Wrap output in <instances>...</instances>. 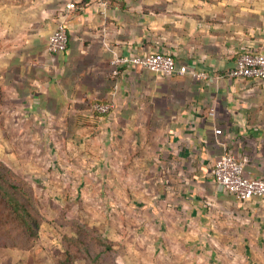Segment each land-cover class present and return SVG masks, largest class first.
Returning a JSON list of instances; mask_svg holds the SVG:
<instances>
[{
	"label": "crops",
	"instance_id": "obj_1",
	"mask_svg": "<svg viewBox=\"0 0 264 264\" xmlns=\"http://www.w3.org/2000/svg\"><path fill=\"white\" fill-rule=\"evenodd\" d=\"M69 2L68 49L51 54ZM154 52L205 77L114 76L115 56ZM243 52L264 53V0H0V121L77 131L110 171L135 173L129 207L176 264H264V197L240 201L212 176L230 153L264 178V79L229 76Z\"/></svg>",
	"mask_w": 264,
	"mask_h": 264
},
{
	"label": "rangeland",
	"instance_id": "obj_2",
	"mask_svg": "<svg viewBox=\"0 0 264 264\" xmlns=\"http://www.w3.org/2000/svg\"><path fill=\"white\" fill-rule=\"evenodd\" d=\"M13 114L4 116L12 119ZM5 123L8 121L0 125V161L31 188L32 208L42 223L33 246L22 243L0 248V264H65L70 245L72 264H91L66 240L79 229L74 222L91 235V239H84L93 254L99 251L93 238L113 243L114 253L95 264L177 263L176 256L158 252V225L142 226L141 208L129 207L139 199L127 188L137 178L135 173L110 171V160L101 158L96 145L82 142L83 135L77 131L65 135V129L57 126L14 127Z\"/></svg>",
	"mask_w": 264,
	"mask_h": 264
},
{
	"label": "built area",
	"instance_id": "obj_3",
	"mask_svg": "<svg viewBox=\"0 0 264 264\" xmlns=\"http://www.w3.org/2000/svg\"><path fill=\"white\" fill-rule=\"evenodd\" d=\"M75 10V3L69 2L60 16L56 29L50 37L47 50L51 54L64 53L68 49L69 36L65 21L69 14ZM111 64L115 67L114 76L119 74L123 66L131 65L140 69L158 73L163 76H171L175 73L187 74L203 78L202 73L190 71L188 67L178 68L175 58L171 54L149 53L136 56H115ZM229 76L233 79H264V53L243 52L236 59L235 66L230 70ZM94 109L100 114L109 113L110 104H95ZM216 134L222 131L217 129ZM245 160L238 159L230 153H226L215 161L212 169L214 180L224 189L240 201L264 197V178L250 177L245 172Z\"/></svg>",
	"mask_w": 264,
	"mask_h": 264
},
{
	"label": "trees",
	"instance_id": "obj_4",
	"mask_svg": "<svg viewBox=\"0 0 264 264\" xmlns=\"http://www.w3.org/2000/svg\"><path fill=\"white\" fill-rule=\"evenodd\" d=\"M95 104L97 103L93 104V108ZM94 111L98 115L108 114H100L95 109ZM26 184L7 164L0 161V239L3 238V241H5V243H2L0 240V248L7 246L18 247L22 243L31 247L37 241L42 219L32 208L34 198L31 195V191L28 190V188H31ZM74 224L79 229L75 231L76 235L72 238H66V240L68 243L71 242L75 247V252L79 253L80 257L84 255V259L87 258L91 264H95L98 262L102 263L104 256L114 253L113 243L105 239L93 238V240H96L94 244L99 250L93 254L89 250L86 239H84V237L91 239V235L87 231L83 233L84 230L80 224L76 222ZM7 239L9 241H6ZM70 247L72 246L70 245ZM70 247L66 249L68 258L65 260V264L73 263L74 255L69 249Z\"/></svg>",
	"mask_w": 264,
	"mask_h": 264
},
{
	"label": "water",
	"instance_id": "obj_5",
	"mask_svg": "<svg viewBox=\"0 0 264 264\" xmlns=\"http://www.w3.org/2000/svg\"><path fill=\"white\" fill-rule=\"evenodd\" d=\"M222 186V185H221ZM223 187V186H222Z\"/></svg>",
	"mask_w": 264,
	"mask_h": 264
}]
</instances>
